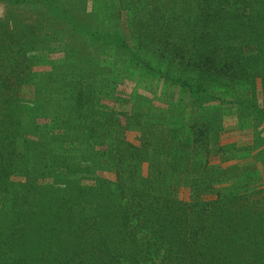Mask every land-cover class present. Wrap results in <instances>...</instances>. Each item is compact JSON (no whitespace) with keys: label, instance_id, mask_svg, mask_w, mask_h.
Instances as JSON below:
<instances>
[{"label":"trees","instance_id":"16d2710c","mask_svg":"<svg viewBox=\"0 0 264 264\" xmlns=\"http://www.w3.org/2000/svg\"><path fill=\"white\" fill-rule=\"evenodd\" d=\"M5 1L13 6L29 2ZM191 4L198 8L197 2ZM155 15L148 21L140 18L141 26L150 29L139 31L152 40H168L176 34L184 40L181 49H170L177 57L187 55L192 60L190 68L198 70L194 91L210 95L215 88L207 82L213 78H240L256 68L264 72V61L260 63L264 60V0H205L196 16L188 15L189 30L173 24V16ZM13 17L21 23L20 17ZM34 27L24 22L14 32L0 30V264H259L263 259L253 243L258 240L255 235H244L254 234V224L264 221V216L257 218L251 209L249 184L245 180L232 183L229 195L218 191L219 198L207 202L201 194L213 193L216 184L199 173L191 204L153 190L152 184L164 177L152 160L160 146L151 137L159 136L146 129L145 141L137 149L123 147L122 141L118 145L109 142V127L120 122V112L113 108L110 114L100 112L95 117L93 91L84 93L80 78L67 90L72 110L66 113L65 106L64 113L54 104L55 95L68 88V82L58 84V66L45 74H31L30 66L24 65L27 51L37 48L29 43H50V33L38 39ZM235 45L249 46V55L243 58ZM136 47L138 54L142 45ZM186 49L189 53H184ZM81 59L88 61L87 55ZM164 66L156 63L161 70ZM29 83L36 87L33 98L14 96V91ZM19 100L32 107L23 108ZM201 129L195 137L199 143L195 145L187 136L190 143L176 144L174 153L191 155L208 147L205 139L210 135L207 128ZM168 135L176 143L183 142V136ZM163 138V143L168 142L165 145L170 143ZM183 158L187 156L171 161L164 157L162 167L170 163L168 169L178 174ZM145 168L153 170V175L143 176ZM113 170L116 180L97 173Z\"/></svg>","mask_w":264,"mask_h":264},{"label":"rangeland","instance_id":"374dc122","mask_svg":"<svg viewBox=\"0 0 264 264\" xmlns=\"http://www.w3.org/2000/svg\"><path fill=\"white\" fill-rule=\"evenodd\" d=\"M203 1L29 0L24 5L13 6L0 0V30L9 28L14 32L18 25L32 22L35 33L39 34L38 39L50 33L49 44L43 40L29 43L37 48L27 51L29 59L26 58L24 65L30 66L31 74H45L58 66L56 77L61 78L58 84H70H65L68 88L64 87L55 95L54 104L60 105L62 110L67 106L66 113L72 110L70 105L73 102L67 90L73 88L77 78L81 79L84 93L93 91L91 101L95 107L92 112L95 117L98 118L100 112L110 114L113 108L120 112L118 119L123 126L118 121H110L111 133L106 138L109 142L118 145L122 141L123 147L137 149L145 141L144 134L149 132L146 129L153 130L154 135L159 136V139L151 137V141L160 146V153L152 160L163 171L164 177L160 176V181L154 186L152 184L153 190L157 189L163 196L169 193L181 204H191L196 187L193 184L199 173L207 174V182L216 184L213 193L201 194V198L207 202L218 199V191L221 196L229 195L230 184L245 180L250 188L249 204L259 218L264 216V72L256 68L248 69L250 75L240 78L225 75L213 78L207 82L215 88L210 95H207V91L198 93L194 91L197 90L194 87L198 83L195 75L198 70L190 68L192 60L186 54V57H177L175 51L170 49H181L184 40L178 38L177 34H171L172 38L168 40L149 39L144 30L150 28L142 27L139 23L140 18L148 21L151 14L162 16L163 13L176 18L173 24L189 30L192 24L188 15L196 16ZM191 2H197L198 8ZM14 15L21 18V23H16ZM164 18L161 17V20ZM149 22L154 25V20ZM139 28H144L142 34ZM182 29L180 32H183ZM139 43L142 48L137 54L136 46ZM234 47L243 58L249 55V46ZM68 50L73 54L72 58L67 57ZM185 52L189 53V50ZM83 55H87L88 61H82ZM158 62L165 64L163 71L156 68ZM34 86L33 83L26 84L21 90L14 91V96L31 99L36 89ZM18 104L27 109L32 107L27 101L19 100ZM40 121L46 122L47 119L41 118ZM201 128H207L210 135L208 139L204 132L208 147L193 150L192 156L186 154L187 158L179 161L178 174L168 169L170 163L162 167L164 157L170 161L173 157H185L180 156V151L174 153L177 149L175 145L184 146L185 142L188 145L187 136L195 141V137L201 134ZM169 133L170 136H183L180 137L183 142L172 141L168 138ZM161 137L170 140V145H165L168 142L163 143ZM81 138L86 139L83 135ZM197 143L195 141V145ZM125 154L130 153L126 151ZM114 170L97 173L116 180ZM144 170L143 176L149 173L153 175V170ZM136 180L139 181L138 176ZM143 180L140 178V181ZM129 185L133 188L131 183ZM254 227V234L244 232V235H255L258 242L253 243L257 244L258 253L263 259L259 264H264V221L254 224ZM236 231L242 232L239 227Z\"/></svg>","mask_w":264,"mask_h":264}]
</instances>
